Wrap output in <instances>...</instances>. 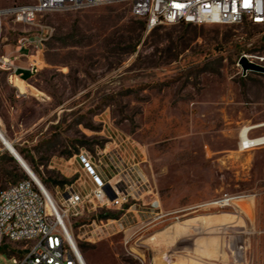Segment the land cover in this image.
<instances>
[{"label": "rangeland", "instance_id": "374dc122", "mask_svg": "<svg viewBox=\"0 0 264 264\" xmlns=\"http://www.w3.org/2000/svg\"><path fill=\"white\" fill-rule=\"evenodd\" d=\"M32 2L0 0V10ZM22 38L39 51L37 73L21 94L0 70V131L30 169L50 189L74 184L80 168L62 158L128 139L162 210L176 212L129 242L123 233L79 241L86 264H264V145L239 152L240 131L264 124V74L240 64L264 68V26L148 29L127 5L112 4L46 13L32 26L6 20L0 54ZM261 136L264 127L249 133ZM1 157L0 189L25 174L0 143ZM108 213L119 216L85 211L75 226ZM218 214L238 219L149 242L185 219ZM11 263L0 250V264Z\"/></svg>", "mask_w": 264, "mask_h": 264}, {"label": "built area", "instance_id": "2783aa9c", "mask_svg": "<svg viewBox=\"0 0 264 264\" xmlns=\"http://www.w3.org/2000/svg\"><path fill=\"white\" fill-rule=\"evenodd\" d=\"M112 4L127 5L130 14L144 20L148 29L179 23L264 26V0H249L248 7L243 0H33L1 9L0 29L6 20L32 26L46 13ZM26 42L22 38L17 44L24 46ZM0 70L8 73L9 79L16 78V69L5 54L0 55ZM28 70L34 75L37 64ZM136 153L128 139L112 141L93 152L79 150L68 162L61 159L67 164L75 160L79 166L81 172L75 171L78 180L74 184H57L50 189L34 172L37 180L25 173L17 183L0 189V250L12 259L11 264H86L79 241L123 233L129 242L174 215L176 212L162 210L159 194L135 159ZM80 173L85 175L83 181ZM100 210L119 216L75 226L85 211ZM90 226L92 230H82Z\"/></svg>", "mask_w": 264, "mask_h": 264}, {"label": "bare ground", "instance_id": "6f19581e", "mask_svg": "<svg viewBox=\"0 0 264 264\" xmlns=\"http://www.w3.org/2000/svg\"><path fill=\"white\" fill-rule=\"evenodd\" d=\"M14 87L18 90L19 93L23 94L25 93V85L26 83L24 81H20L17 78H14ZM264 127V124L256 125L253 127H244L240 133H239V152H244L248 150L249 148L261 146L264 145V136L258 137V138H250L249 133L253 129ZM0 143L3 146V148L11 155L16 158L17 161H15L19 167L24 171V173L28 174L35 180H37L36 175L34 172L30 169V167L26 164V162L21 158V156L17 153V151L13 148L12 144L4 137L2 132L0 131ZM241 197L239 198H226L221 200L217 204L219 207L228 206L229 204L238 202ZM237 217L230 214H218L213 216H195L192 218L185 219L181 223L175 224L172 227H170L168 230L164 233H161L160 235H153L149 242H154L156 240V237L161 235H173V237H178L186 233L187 230L195 229V227L199 226H205V225H220L225 226L229 224H234L237 222ZM135 250V249H134ZM137 251V250H136ZM206 259L205 260H214L216 254H210L206 253Z\"/></svg>", "mask_w": 264, "mask_h": 264}, {"label": "crops", "instance_id": "0c3cea01", "mask_svg": "<svg viewBox=\"0 0 264 264\" xmlns=\"http://www.w3.org/2000/svg\"><path fill=\"white\" fill-rule=\"evenodd\" d=\"M12 47L13 49L9 52L2 51L1 54H5L15 67L16 78L20 81H24V79L30 78L31 75L28 68L32 64H37V55L39 51L37 50L35 54H31L30 48L26 44H24V46L16 44ZM20 75L23 76V78H20Z\"/></svg>", "mask_w": 264, "mask_h": 264}, {"label": "water", "instance_id": "95a60500", "mask_svg": "<svg viewBox=\"0 0 264 264\" xmlns=\"http://www.w3.org/2000/svg\"><path fill=\"white\" fill-rule=\"evenodd\" d=\"M240 64L242 67L243 71H252V72H257V73H263L264 74V68L256 65L254 63L249 62L248 60H246L245 58H241L240 59ZM12 158L16 160V158L14 156H12Z\"/></svg>", "mask_w": 264, "mask_h": 264}, {"label": "trees", "instance_id": "16d2710c", "mask_svg": "<svg viewBox=\"0 0 264 264\" xmlns=\"http://www.w3.org/2000/svg\"><path fill=\"white\" fill-rule=\"evenodd\" d=\"M244 23H247V22H244ZM250 24V23H249ZM177 25H180V26H182V27H190V26H193V25H188V24H184V23H179V24H177ZM4 159H6L5 157H1L0 158V162L2 161V160H4ZM9 161H12L13 163H15L14 162V160L12 159V158H9ZM1 169V168H0ZM18 181H16L15 183H17ZM51 183H53L54 185H57V184H63L64 182H56V181H52ZM14 184V183H13ZM113 216H112V214L111 213H108V214H106V215H104V216H99V218L100 219H107V218H112Z\"/></svg>", "mask_w": 264, "mask_h": 264}, {"label": "snow or ice", "instance_id": "6c2138e0", "mask_svg": "<svg viewBox=\"0 0 264 264\" xmlns=\"http://www.w3.org/2000/svg\"><path fill=\"white\" fill-rule=\"evenodd\" d=\"M243 5H244V7H248L249 6V0H243Z\"/></svg>", "mask_w": 264, "mask_h": 264}]
</instances>
